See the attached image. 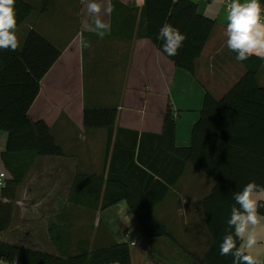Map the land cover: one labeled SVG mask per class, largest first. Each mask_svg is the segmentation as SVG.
I'll use <instances>...</instances> for the list:
<instances>
[{"label":"crops","instance_id":"1","mask_svg":"<svg viewBox=\"0 0 264 264\" xmlns=\"http://www.w3.org/2000/svg\"><path fill=\"white\" fill-rule=\"evenodd\" d=\"M25 1L34 6V11L20 26L27 22L28 31L38 29L64 50L46 81L58 88L57 95L43 94L33 110L44 115L48 112V100L61 101L52 122V133L65 154L36 158L18 186L12 221L7 229L0 231V243L60 255L52 237L55 225L59 241L71 252L126 242L132 264H175L169 258L170 251L176 252L178 259L185 255L190 259L192 255L203 258L212 244L203 204L214 181L190 163L179 180L156 202L153 217L165 234L152 238L145 235L126 200L95 210L74 203L70 195L77 174L104 173L107 177L109 173V168L104 166L108 129H86L81 125L86 106L118 107L115 139L120 127L160 133L168 98L176 115V145L191 146L192 130L201 117L206 92L220 98L245 73L243 64L226 45V17L232 0H191L202 15L216 20L211 37L196 60L194 75L183 68L176 69L148 40H137L136 35L144 29L145 0H97L102 6L100 18L110 25L103 39L91 31L94 17L88 13V0ZM63 4L69 21L65 27L72 31V36L60 41L56 35H61L59 32L64 29L59 28L55 16ZM48 30L55 34H47ZM82 40L87 42V47L81 45ZM77 69L81 81L73 90L72 81L67 85L65 79L73 70L77 75ZM258 78L264 85V65ZM7 138V132L0 130V172H5L9 180L12 174L2 158ZM147 143L149 147H157L159 139L153 137ZM163 160H169L167 154H162ZM158 179L156 175L149 189H145L144 182L145 196L158 194V188L154 187ZM261 251L264 253V233ZM0 264L9 263L0 260ZM195 264L198 263L195 261Z\"/></svg>","mask_w":264,"mask_h":264},{"label":"trees","instance_id":"2","mask_svg":"<svg viewBox=\"0 0 264 264\" xmlns=\"http://www.w3.org/2000/svg\"><path fill=\"white\" fill-rule=\"evenodd\" d=\"M15 10L19 27L31 16L34 6L28 1L16 0ZM164 24L173 25L187 37L174 57L161 51L162 42L157 39ZM215 26L216 20L202 15L191 0H145L144 29L136 37L148 40L176 69L183 68L194 75L196 60L202 55ZM231 53L236 58V54ZM63 54L62 48L36 28L28 31L23 45L16 51L0 50V130L8 135L2 158L12 174L0 193V231L11 224L18 186L36 158L65 154L52 133V122L61 101L48 100V112L44 115L33 110L43 94L57 95L58 88L46 81ZM241 63L245 73L220 98L206 92L189 148L176 145V115L168 98L160 133L120 127L115 139L118 107L86 106L81 125L86 129H108L104 166L109 168V173L107 177L104 173L77 174L70 200L95 210L126 200L148 238L165 234L153 217L155 204L190 163L214 181L203 204L212 244L203 258L192 255L193 259L198 264H232L231 256L219 254L226 221L234 204L232 193L252 181L264 185V85L258 78L264 60L252 56ZM65 81L67 85L72 81L75 90L81 81L80 70L77 69V75L73 70ZM78 93L80 95V87ZM153 137L159 139V146L149 147L147 139ZM162 154L168 155L167 162L161 161ZM156 175L159 179L154 187L158 188V194L145 196L144 182L145 189H149ZM260 211L264 213V208ZM58 232L54 225L52 237L60 255L2 242L0 260L9 264H132L130 246L126 242L71 252L59 241Z\"/></svg>","mask_w":264,"mask_h":264},{"label":"clouds","instance_id":"3","mask_svg":"<svg viewBox=\"0 0 264 264\" xmlns=\"http://www.w3.org/2000/svg\"><path fill=\"white\" fill-rule=\"evenodd\" d=\"M16 0H0V50L18 48ZM227 12V48L243 62L256 56L264 60V0H232ZM88 13L94 17L91 31L99 38L110 31V25L100 18L102 6L97 0H88ZM105 11L110 12L111 9ZM186 35L171 24L161 26L157 39L161 51L169 57L179 54ZM87 47L86 41H81ZM234 204L226 221L225 235L220 243L221 256H231L232 264H264L261 251L264 233V185L252 181L242 190L232 193Z\"/></svg>","mask_w":264,"mask_h":264},{"label":"rangeland","instance_id":"4","mask_svg":"<svg viewBox=\"0 0 264 264\" xmlns=\"http://www.w3.org/2000/svg\"><path fill=\"white\" fill-rule=\"evenodd\" d=\"M65 9H66V5L65 4H63L62 5V10H61V12L60 13H58V14H56V16H55V18H57L58 19V21L57 20H55V22H57L58 23V25H59V28L60 29H64V32H62V31H60L59 33H61V35H58L57 33V35H56V38H60V41H63V40H68L69 38H71V34L70 33H72V31H70V29L69 28H66L67 26H69V21H66L67 20V16H65ZM32 17H35L34 15L32 16ZM60 17H63V18H60ZM63 19H65V20H63ZM30 20H31V18H30ZM29 20V21H30ZM27 22L24 24V25H22V26H20V27H18L17 29H16V35H17V38H18V45L19 46H21V44L23 43V40H24V37H25V35L27 34V32H28V30H27ZM66 26V27H65ZM46 33L47 34H50V35H53V34H55L54 33V31H50V30H48V31H46ZM55 36V35H54ZM55 38V37H54ZM206 177H208V176H206ZM208 179H210V178H208ZM172 246L173 247H176V245H174L173 243H172ZM177 248V247H176ZM182 251H183V247H181L180 248ZM186 249H190V250H192L193 249V247H186ZM197 250V249H196ZM199 250H201V249H199ZM161 251H163V250H161ZM198 251V250H197ZM199 252V251H198ZM202 252V251H201ZM200 252V253H201ZM163 255H166L165 253H162ZM169 258H170V260L173 262V263H175V264H195V261H194V259H190V258H188L186 255L185 256H183L181 259H178V255H177V253L176 252H173V251H170V253H169Z\"/></svg>","mask_w":264,"mask_h":264},{"label":"built area","instance_id":"5","mask_svg":"<svg viewBox=\"0 0 264 264\" xmlns=\"http://www.w3.org/2000/svg\"><path fill=\"white\" fill-rule=\"evenodd\" d=\"M7 182V176L5 172H0V190L5 187ZM129 236L128 234L126 235ZM132 244H135L134 242Z\"/></svg>","mask_w":264,"mask_h":264}]
</instances>
